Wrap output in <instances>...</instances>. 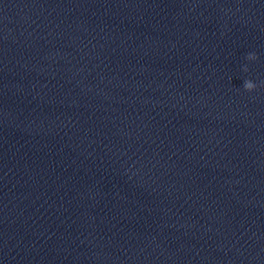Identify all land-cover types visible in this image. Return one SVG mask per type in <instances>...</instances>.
Returning <instances> with one entry per match:
<instances>
[{
    "label": "clouds",
    "instance_id": "9594fccd",
    "mask_svg": "<svg viewBox=\"0 0 264 264\" xmlns=\"http://www.w3.org/2000/svg\"><path fill=\"white\" fill-rule=\"evenodd\" d=\"M246 59H248L250 61L256 60L257 59V56H256L255 53H249V54H247ZM243 70L245 72L248 71V68H247L246 65L244 66V69ZM261 86H264V81L261 82ZM256 88H257V85L252 80H245L244 81V89H245V91L252 92Z\"/></svg>",
    "mask_w": 264,
    "mask_h": 264
}]
</instances>
